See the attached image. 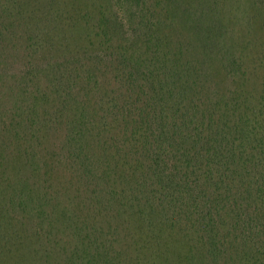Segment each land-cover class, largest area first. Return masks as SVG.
Listing matches in <instances>:
<instances>
[{"label": "trees", "instance_id": "obj_1", "mask_svg": "<svg viewBox=\"0 0 264 264\" xmlns=\"http://www.w3.org/2000/svg\"><path fill=\"white\" fill-rule=\"evenodd\" d=\"M0 264H264V0H0Z\"/></svg>", "mask_w": 264, "mask_h": 264}]
</instances>
